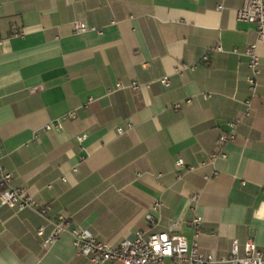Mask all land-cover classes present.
Returning <instances> with one entry per match:
<instances>
[{
    "label": "crops",
    "instance_id": "1",
    "mask_svg": "<svg viewBox=\"0 0 264 264\" xmlns=\"http://www.w3.org/2000/svg\"><path fill=\"white\" fill-rule=\"evenodd\" d=\"M242 5L0 0V166L12 187L51 207L43 217L0 204V264H94L69 231L44 243L61 213L69 230L111 245L173 222L191 245L198 216L202 253L228 259L237 240L244 256L250 239L264 253V38L238 19ZM76 22L96 31L76 33ZM252 43L261 67L254 95L246 81ZM235 119L236 139L212 161ZM178 159L196 170H179Z\"/></svg>",
    "mask_w": 264,
    "mask_h": 264
},
{
    "label": "built area",
    "instance_id": "2",
    "mask_svg": "<svg viewBox=\"0 0 264 264\" xmlns=\"http://www.w3.org/2000/svg\"><path fill=\"white\" fill-rule=\"evenodd\" d=\"M222 6H219L221 8ZM239 20L255 24L258 31V38H264V0H243L242 7L237 12ZM88 30L96 31V28L90 27L84 22H76L74 31L76 33L85 32ZM220 49V47H217ZM245 55L248 57L249 74L246 76V81L249 85L252 95L255 94L257 80L261 74L260 57L257 53V43L248 45L245 49ZM208 55L202 57V60L207 61ZM182 68L176 69V72H181ZM161 83L169 86V78L164 77ZM133 89H138L137 83H132ZM123 88L121 83H116L115 89ZM246 110L244 117L248 118L250 112V99L244 102ZM176 108L179 104L175 105ZM68 117L74 119V113H69ZM65 118V117H64ZM241 122V119H235L229 123L230 130L220 136L218 145L219 152L211 154V160L218 157H225L221 151L224 145L233 142L236 139V130ZM51 128V125H49ZM119 132L123 129L119 128ZM86 134L78 137L83 140ZM176 166L179 170L194 171L196 168L192 165H185L183 159L176 161ZM180 176V175H179ZM216 176L214 171L212 174L205 175L204 178L209 180ZM13 176L0 166V204L9 207L16 211L32 210L46 217V214L51 210L49 205H41L38 201L25 192L23 189L12 187L10 182ZM197 195H193L191 200L195 202ZM161 202H155L152 210L157 211ZM146 220L154 224V216L152 213H147ZM53 228L49 235L45 238L46 245L55 242L65 233L70 232L74 245L79 255L87 257L94 264H113L120 262L122 264H162L165 258H173L178 262H186L187 264H264V253L257 247L253 240H248L244 245V256L239 255V244L237 240H233L231 253L228 259H216L212 254L202 253L199 250L198 238L202 229V219L195 216L191 221V226L194 230V240L190 245L185 236L181 235L179 223L173 222L170 231L154 232L145 235L144 232L138 231L134 239H124L118 245H111L105 242L98 241L89 232L80 228L68 229L67 216L63 213L57 216L56 220L50 221ZM39 236L45 235L44 227H40L37 231Z\"/></svg>",
    "mask_w": 264,
    "mask_h": 264
}]
</instances>
